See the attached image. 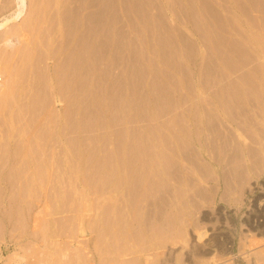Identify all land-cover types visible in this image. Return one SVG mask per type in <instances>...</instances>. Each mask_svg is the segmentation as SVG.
Here are the masks:
<instances>
[{
	"label": "rangeland",
	"instance_id": "374dc122",
	"mask_svg": "<svg viewBox=\"0 0 264 264\" xmlns=\"http://www.w3.org/2000/svg\"><path fill=\"white\" fill-rule=\"evenodd\" d=\"M61 1L62 0H26L27 8L24 16L20 20L10 23L0 31V264H97V262L99 263L98 259L101 260L102 258H104V261L101 260L100 262L103 261V264H108L107 261L108 258H110L109 254L110 256L112 254L110 259L111 261L113 260L115 264L116 260H114V253H112L113 250H111V248L116 251L115 253H119L120 250L117 251L119 247L122 248V251H120L122 252V255L117 253V258L118 255H120L119 257L123 258L121 261L124 262V258L129 259L128 257H130V263H134L133 260H136V264H143L145 263L144 261H147L146 258H143L145 257L143 255H147V259L149 260H155L154 262L152 261L150 263L148 260L146 264H264V225H262L264 222V134H261V132L264 133V92L260 89L257 91L256 88V92H259L258 96L257 93H255V87L254 89L251 88V91L249 90L250 92L248 94L251 92L254 94V96L252 95L254 99L251 97L253 102L256 100V97H258L261 100L260 101L257 98L259 103H262H253L251 102L252 100H250L251 98L249 99L250 101L248 100L249 103H253V106L254 104H256L258 107L260 106L259 108L256 106L257 111L258 109L260 111V113L258 112L260 115L256 114L255 116V106L253 109L251 107L252 111L247 110L248 112L244 110V108H241L248 103L246 100L248 99V89H243L244 92L246 90L245 95L247 98L243 96L244 93H242V87L237 86L239 90L237 89L236 92L233 90L234 86L232 84H234L235 81L236 84L234 85H239L237 84L236 79V75L239 73L237 71L238 69L235 67V72L231 68L234 73L229 74V77H231L230 80L233 79L235 80L234 82H232L233 80H228L229 78L227 79L228 76L225 74V72H219L218 70L226 68V62L231 64L235 61L236 64H232L238 66L239 61L237 62L235 57L238 58L239 55L236 53L238 56L235 54L234 57L232 55L233 53L231 54V52H233L234 49L236 50V48L234 47L231 49L233 51L228 49L231 46H234L233 44H235L233 37L236 41H239L237 36L238 33L236 35L234 32L239 28L238 22L240 19L243 20L245 26H248L249 29L254 31L253 35L257 36L258 40H260V43L264 45V35L262 34V32L264 33V25H261L263 30H259L260 25L258 23L260 22V19L258 20L257 18L258 15L262 16L264 14V0H241V3H239L241 6L244 5L243 8L245 7V9H247L246 11H249V14L246 13L245 15H252L253 19L252 16L249 18L250 16L246 17L241 14L238 9L239 4H236L238 2L233 0H91L92 3L94 2V5L90 2V0H82V2L81 0H63V2H65H62V5ZM12 3V0H0V18L10 12L11 8L13 7ZM74 3L75 5H73ZM260 5L263 11L259 10L260 8H258V6L260 7ZM253 7L255 8L252 9ZM256 9L259 11L258 14L256 13ZM106 10L107 12H105ZM75 12L77 13V16ZM249 19L253 20L254 28L249 26V24L252 23V20L249 21ZM95 21L97 23H95ZM225 21L226 23H224ZM261 22H263V20H261ZM105 23H107L106 27ZM226 24L228 27H225ZM232 24H234V26L237 28L236 29L234 27V29H236L235 31H232ZM100 25H102V27ZM230 25L232 26L229 27ZM103 27H105V30H103ZM18 29H22L20 30L22 32H18ZM225 29L226 34L224 37L223 30ZM249 29L245 30L249 31ZM227 30H229V33ZM221 31L223 32L222 35H220ZM17 33H21L22 35H18ZM227 35L232 37L231 42L233 41V44L229 42L230 45L232 44L231 46H229V44H224L228 39ZM5 36L9 37L8 39H11V41H7ZM221 36H223V38ZM4 38L8 43L4 40ZM225 38L226 41H224ZM218 39H221L224 41V43L221 45ZM246 39L247 37L245 40ZM238 41L236 44L238 43L239 45L240 43ZM223 44L229 47H227V50L228 55L230 53V56L232 59H234H230L232 62L229 60L230 56H228L224 51H221L223 50ZM221 47L222 49H220ZM90 48H92L91 55L88 54V50ZM2 53L9 54L6 55V57L8 58L9 56L11 59L3 57L5 54L1 55ZM221 53L223 54V57L228 56V60L225 62L226 64L223 62L225 65L224 67L222 66V63L217 60L218 58L220 59L222 57ZM19 54L23 56V60L17 59ZM81 55L83 56V59ZM21 56L19 58H21ZM241 56L246 57L245 55ZM72 58H74V61ZM209 58H211V61L214 60V62H209L210 64L214 63L215 65H213L216 67V64H218L220 67H217V69L215 67L216 71L214 70V72H217L215 73L217 75L216 77H218L217 79L222 78L219 75L221 74L224 78H222L223 81H226L223 82V85L225 86L224 83H227L228 81L232 82V84L227 83L226 87L228 88L229 86V90L235 92L230 93V91L226 88L221 90L220 88L222 85L220 86L221 83L219 82L221 80H217L216 82L218 83H215L214 89L216 88L219 93H215L221 96L223 95L221 92L224 90L227 93H223L227 94L229 99H231L230 94H234V99L238 97L237 99H239V102L235 99V102L233 103H236L237 101L238 104H236L241 106L238 107H240V110H243V118L246 119V121L249 117L251 119L254 118L252 119L254 121L257 119V115L259 116L257 121L255 120L253 122L250 118L249 120L254 124L256 123L260 130L258 129L257 131L258 127L254 130V125L252 126L249 124L251 127H253V129L250 130L251 127L247 124L249 121H245V123L242 118L243 124H241L242 121H240L241 118L239 116L243 115L241 114L243 112L237 109V106L236 108L233 107L237 111L239 110L240 113L239 111L235 112V109L231 110L233 113L235 112L234 116L236 115L235 118L231 119L234 120L238 117V119H240L239 121L241 122L240 123L238 119H236L238 124L242 127H245L246 125L248 127L247 130H250L248 132L253 134L250 136V134L248 135L246 132L247 130L245 128H241V130L243 129V134H247V136L244 137L243 134L240 133L241 130L235 127L236 121H233L235 124L232 123L233 125H228L230 129L226 130L227 133L224 130L226 134L225 136L228 137L229 141H227L226 137H224L225 140L223 137H220L223 131H221L220 135L219 131L216 132L219 135V138H221L219 139V143L223 139L219 147H222L223 149L225 143V146L227 145L225 149H223V151L222 149L219 150V147H216V145L213 148L214 152L216 151V154L217 150H219V160H222L220 163L223 165V163H226L227 160L230 159L228 153L233 149H231V146L234 147L236 145L240 150H238L239 157L244 164V167L241 168H244L246 171V173H243L245 171H241L243 173V177L248 178L249 176L247 181H245L246 178L244 179L241 177L240 180L239 177L237 180H235L236 171L233 173L232 170L235 169L234 165H238L235 164L238 158L236 156L233 157L236 159L234 161L235 163L233 162V158H231V161L234 165L232 162L230 163L229 160L226 163H230L228 170L227 167L226 169L224 167V170H227L225 175L227 176L228 174V177H230L229 179L228 177L225 178V175L222 176L220 172L223 169L221 170L220 166L217 167L212 161H209L206 156L203 158L202 164L197 163L198 169H203L200 171L197 169L196 171V166H192L195 164V159L191 156V154L189 155L191 149H185L187 152L190 151L189 153L185 152L184 150V152L188 154V157H186L185 154L186 159H191L193 160L191 162H194V164L190 162V165V163L185 161V157V160L180 158L183 149L179 150L178 147L180 146L177 147V145L180 144H178V142L175 143L178 140L176 139L175 141V137L172 138V134H170L174 131L176 136L178 134L179 139L182 138L184 143L187 141V143H189L188 145H190L188 147L192 148L190 136L189 138L185 136V134L189 133L188 123L191 93L190 90L192 88L191 84L194 77L199 78L201 76L202 72L206 68V63L210 61ZM207 59L208 61H206ZM89 62L93 71L92 82L94 83V89L90 93L91 95L84 93L82 89L74 90V85L76 84L75 81H78V79L81 81V78L78 75L75 77V72L83 71L86 67L85 65H88ZM103 62L107 66L106 77H104L102 74V68L104 67ZM256 62L258 63L259 61H255V64ZM203 64L206 65L204 66ZM213 65L211 66V70H207L208 73L214 69ZM209 66L210 65H208L207 68ZM230 66L227 68L229 69ZM227 68L226 70H228ZM228 71L230 72L231 70ZM259 71L261 72V69L258 70V72L256 71L258 75L260 74ZM204 72L203 74H205ZM232 74H235V76ZM207 75L209 76V74ZM206 76H203V78ZM216 77L214 78L216 79ZM204 84L206 85V80ZM201 85L199 84V86ZM231 85L233 87H231ZM204 86L202 88H206L207 85L205 87ZM189 87H191L190 90ZM78 94L79 96H77ZM216 94L212 96L208 93L203 94V96L206 99L208 97L209 100H207L209 102L210 100L214 99V103H216L215 100H217V97L219 98V96H215ZM255 94L257 96H255ZM224 96L225 95H223V98ZM240 96L243 98L242 101ZM244 97L246 99H244ZM221 100L222 99H219L218 103L222 105ZM205 104L207 105V108H211L213 105L211 103L209 104L207 101ZM223 105L222 106L225 107L228 104L223 103ZM185 109L188 110V112L185 111ZM228 109L229 108L227 106V109L225 110L226 113L228 112ZM246 112L250 113L249 117L247 114L248 118L246 117ZM183 113L185 114V117L183 116ZM180 114L183 118L178 117V115L181 116ZM229 115L233 117V114L229 113ZM173 118H177L179 120L176 119L175 121ZM172 119L174 122H188L185 125L181 124L180 122L181 129L186 127L185 129H187L186 131L188 132H185V134L184 132H181L182 130H179V125H176L177 127H175L176 123L174 124ZM164 120L166 121L164 122ZM258 120L261 121L260 123L262 125L258 124ZM159 121L162 123L164 122L163 124L168 122V124L165 125H168L169 128L172 127L173 131H169V133L168 130H165L167 126L163 125L166 127H164V129L162 123ZM169 121L171 123H169ZM173 127L175 129H173ZM156 128L157 130L160 128L161 133L163 131L168 135L169 139L171 140H166L167 142L164 140V142L168 144V142L173 141V144H171L173 148L175 147V150L172 148L171 144L170 146L168 145L169 147L166 149H164L165 147L163 148L164 143L161 138L164 139L167 138V136H165L166 134L162 133L164 137H161L160 133L161 138H159V133L156 132ZM261 129L263 131H261ZM160 130H158V132H160ZM229 131L233 132L234 137L231 135V132V134H229ZM256 132H259V137L262 135L263 138L258 139L259 137ZM210 134L208 133V135ZM213 134L214 132L211 134L212 137H210V135L209 138H212L214 141ZM239 134H241V136ZM155 135L157 139L161 140L156 141ZM248 136L250 139L247 138ZM232 137L236 138L237 144L233 142L235 139H231ZM182 139L181 141H183ZM251 139L255 140L251 141ZM257 139L262 145L259 143H254V141L256 142ZM244 140L247 141L245 142ZM157 142H160L159 145L161 147L159 146V149H161L162 153H160L163 157L165 156L163 155V152L165 154L166 152L168 153L167 156H165L167 158L171 151V155L169 156L170 158L168 157L169 161L167 159L169 162L168 164H170V159L173 160L171 161V165L173 162H177L176 165L178 164L179 166L180 162H183L185 167L181 164V167H177L175 164L174 165L177 167H175L176 171H179L181 168L185 169H182L184 173L179 171L180 174H178L179 172L175 173L176 171L173 170V172L175 171L173 174L175 178L172 176L171 170L170 175L169 173L164 174V171L166 170L165 168L161 167H165L168 164L166 165L161 162L163 164L162 165L160 163V161H167L165 157L163 160V158H160L161 155L158 156L156 154L159 152L157 151ZM210 142L212 144L214 143L212 141ZM226 142H228L229 145L228 143L226 144ZM232 142L235 145L231 144ZM248 143L251 145V147L253 146L252 148L249 146L251 151L255 150V148L257 149L259 157L256 152L251 154L257 158H253L252 155H248L249 152H251L248 150L245 154ZM186 146L187 145L184 147ZM237 148L235 147V149ZM167 149L171 150L168 151ZM234 151L233 153L235 154L230 152V154L232 153L233 156L238 153L236 150ZM173 152H177L176 154H178V158L175 157L176 155L173 154ZM220 154H224L222 159ZM247 155L253 163L254 161H258V159H262V162L259 161L261 164L256 162L252 164V166L250 165L251 167H254L253 169H255V174L251 171L253 169H251L249 166L250 162L247 158ZM156 156H158L160 161L158 158H156ZM251 157L253 159H251ZM224 158L227 159L226 162ZM155 161L158 164V168H156L157 165H155ZM242 163L238 166H243ZM257 166L260 167V169L258 168L259 170L255 168ZM170 168L174 169V166H170ZM169 169L167 170L168 172ZM155 170L159 175H156ZM158 170H160V173ZM202 170L205 171L204 175L202 174L204 171L201 172ZM218 170L219 173H217ZM224 170L223 174L225 172ZM229 170H231L230 172H232V174L229 173ZM185 171H187L188 174ZM237 171H240V169ZM207 172L208 175L210 174V177L207 175ZM241 172H238V174ZM176 174L177 176H181V184L176 183L178 182V180H175L177 178ZM184 174L188 176L185 177ZM245 174L246 176H244ZM166 175L168 176L167 178L169 180L166 179ZM205 175L212 180H209L208 178H206L207 180H204L205 178L203 177H205ZM158 176L162 177L164 181L168 180V183L166 182L167 185L163 186L165 182L162 183V179ZM169 176H171V178ZM190 176L194 178H192L193 183L191 182L192 180ZM220 176L224 177L225 179H221ZM214 177L218 178L217 193L214 198L211 196L209 197L211 201L209 200L208 202L206 201L204 203L202 198L205 197L207 199L211 191L210 189L215 185L213 182L216 181L213 180ZM186 178L188 180L190 179L192 185L197 183V186L195 185L196 187H194L196 189H192V192L194 191L193 194L196 193V195H198V193H201V191L204 193L203 189L206 190L205 194L202 193L196 196L198 198L199 196L204 195V197H199L200 199H195L196 197L193 195L195 202L192 200L193 197H191V200L194 204H197L196 202L199 200L202 201V204H200L199 201L201 206L197 204L200 211H198L197 208H193L196 207V205L192 206L193 204L190 198H185L186 195L184 194L183 190L185 186L183 185V182ZM172 179L175 180L173 182V187L172 185L169 187L168 185L172 183ZM177 179L180 181L179 177ZM187 179L186 182H188ZM227 180L231 182V187H234L232 190L231 188L229 189V185H225L230 183ZM238 180L239 185L237 182ZM241 180L245 182L243 183ZM189 184V182L188 184L186 183V185ZM223 184L227 189L225 186H223ZM158 185H162L160 187L166 186L170 188L167 189L165 187V190H170L173 192H170L169 194L172 195V198L171 196L168 197V195H166L167 199L165 200L164 194L167 191H164V189L161 190ZM192 185L190 187H192ZM208 185L212 186L210 187ZM174 186L177 187V191L175 190L176 187ZM237 186L240 187L237 188ZM178 188H180L181 192H179ZM197 188H199V191ZM222 188L225 192L229 190L227 194L222 193L224 192ZM239 188L241 189L240 193L237 191V189L240 190ZM190 189L191 188H189V190ZM159 190H161L162 193L158 192ZM187 190L186 194L187 197H189V190ZM158 193H160V196ZM181 193L182 197L179 195ZM220 193L223 194V197L226 195L224 197L226 200H221L222 195H220ZM236 193L241 196L239 197L236 195L239 198L237 199L236 197L235 200L234 195ZM162 194V197L164 198L161 197ZM176 196H179L178 202L180 204L176 201ZM159 197L160 199H157ZM161 199H164V201ZM170 200L173 202H170ZM181 200H184V203L180 202ZM186 200H190L191 202L189 201L188 203ZM162 201L163 203L168 201L167 205L169 204V207L172 209L169 210V207H163L166 202L162 206ZM160 202L162 204H160ZM174 202L176 205L178 204L180 208L178 206L175 208L176 205ZM189 204H191V208L195 210L193 211L195 212V218L192 216L193 214ZM157 207H160L162 212H164L163 209H165V212L168 210L166 213L168 215L172 214L170 215L171 217L173 216L172 221L170 216H168L169 218L164 215L163 217L158 216V212L157 219L160 217L159 220L160 223L162 222L161 225L164 226L165 223L163 222V218L166 217L167 219L165 218V220H169L171 227L168 228V225L167 230H174L173 232L175 234V231L179 228V231L177 232H181L180 234L182 236L177 235L178 233L174 235L173 232H168L159 224V221H156L155 214L158 211ZM161 207H163V209ZM183 208L189 212V217H186L188 214L186 210L184 212ZM256 208H260V211L256 213V219L254 217L256 220L255 223L260 225V228L258 227V229L255 227H250L245 222L247 214L253 212ZM175 209H181L182 211L180 212H183V216L181 213L180 215L183 217L182 219H184V221L180 219L181 222H179L182 223V225L177 222L180 221L179 219L176 220L180 217H177L178 213L176 212L178 210L176 211ZM214 209L216 212L213 211ZM169 211L172 213L170 212L169 214ZM149 218H152L149 220V222L148 220H145ZM185 218L188 219L185 221ZM192 218L196 220L195 224H192ZM220 219L223 222L219 221ZM154 220L159 224V226L165 229L167 233L165 234V232L161 231V234L162 232L164 233V236L160 237L163 238V241H165V238L167 240L168 237H170V239H172L171 241L173 242V240L176 239V236H181L180 238L182 241H178V237L176 241L179 243L175 241V244L171 243L169 239L164 242L165 244L163 242L161 244V241L158 242L157 240H154L156 242L154 244L152 237V240H149L150 235L153 236L156 232L154 228L157 230ZM143 221L145 223L148 222L147 226V223L144 224V226L147 227L145 230L150 231V228L153 227L152 230L154 229V234H152V232H150V234L148 231V233L146 232L147 235L145 234L142 225V223H144ZM151 221L152 227L150 225ZM182 221L185 223L188 221L189 225L186 227L185 224L183 225ZM76 222H79L80 225ZM128 222H130V227H128ZM172 222L174 223V226L172 225L173 227L171 226ZM134 223L137 225L139 223V228L133 227ZM154 223L155 225L153 226ZM121 224H124L122 226L124 229L120 226ZM167 224L168 222L165 224V226ZM178 224L183 227H180ZM196 224L200 227H203L204 225V227L202 230L201 228L198 229L199 226L197 227ZM252 225H254V223H252ZM161 227H158V229ZM205 227H208L209 229ZM187 228L193 231H188ZM97 230L102 232V235L96 232ZM186 230L188 231V234L186 233ZM196 231L198 234L195 233ZM206 231L209 233L207 234ZM148 234L149 238H147ZM189 234H192V237ZM220 234H222L224 237H221ZM171 235H174L175 239H173V236ZM204 235L207 237V239ZM158 236L161 235L159 234ZM158 236L154 235L153 237L154 239H159ZM213 236H220L219 239L221 240L226 236L231 239V243L227 244L228 247L229 245L231 246V255L223 251L224 246L208 247L205 245V242L210 241ZM250 237H254L253 240H250L251 243L247 242L248 238ZM122 240H124V243H128V251H126V245L124 246L125 248H123L124 244H122ZM136 241L138 244H135ZM168 241L172 245H167L166 242L169 244ZM253 241H255L256 244L252 245ZM82 242L85 244V246H82L81 248H84L83 252L87 253H81L82 250H80L81 255L79 256V250L77 251V246L79 244L80 247ZM109 242H111L112 247H110ZM146 242H150V244L147 246L145 245L147 244ZM157 242L161 245L157 244ZM189 242H191V244ZM120 243L121 246H119ZM139 243H143L141 245L143 246L142 251H139ZM249 243L251 245H248ZM105 244H107L106 247L108 246V257H106V255L102 257L105 253H108H104V249L106 248ZM136 245L139 246L137 247ZM163 245L165 247L164 249ZM92 246L95 247V252L93 250L94 247ZM132 246L136 250H134ZM145 246L147 248H151V246L154 247L151 249L149 248V251L147 248H145ZM159 246L162 250L159 248ZM215 249H218L217 252ZM97 250L99 253L98 255ZM153 250L158 252L161 251V253L159 252L160 255L158 252H154V255H152L151 253ZM239 250H241L240 254ZM218 251L220 252L218 253ZM131 253L136 256L132 259V262ZM155 254H158L159 256L155 257ZM196 254L198 256H196ZM82 255H84V257ZM86 255L91 256L90 258L87 256L88 261L86 260ZM99 255H102L100 256L101 259ZM154 257L155 259H153ZM170 257H172V260ZM197 259L202 261H198ZM217 259H220L221 262ZM117 260L120 261V258ZM113 261L110 262V264L113 263ZM189 261L191 263H189ZM127 263H129V261H126V263L123 264Z\"/></svg>",
	"mask_w": 264,
	"mask_h": 264
},
{
	"label": "bare ground",
	"instance_id": "6f19581e",
	"mask_svg": "<svg viewBox=\"0 0 264 264\" xmlns=\"http://www.w3.org/2000/svg\"><path fill=\"white\" fill-rule=\"evenodd\" d=\"M1 1H2V0H1ZM12 1H13V3H12V4H13V7L11 8L10 12H9V13L7 12L8 14L3 15V16L0 18V31H1L2 29H4L6 26H8L10 23H13V22H16V21L20 20V19L24 16V14H25V12H26V8H27V4H26L27 2H26V0H12ZM70 1H71V0H70ZM72 1H73V0H72ZM88 1H89V0H88ZM93 1H94V0H93ZM98 1H99V0H98ZM107 1H108V0H107ZM233 1L238 2V3H236L237 5H238L239 3H241V0H240V2H239V0H237V1H236V0H233ZM250 1H251V0H250ZM252 1H253V0H252ZM254 1H255V0H254ZM62 2H63V0L61 1V5H62ZM64 2H65V1H64ZM64 2H63V3H64ZM74 2H76V1H74ZM79 2H80V1H79ZM81 2H82V0H81ZM90 2H91V0H90ZM95 2H96V1H95ZM235 2H234V3H235ZM248 2H249V1H248ZM260 2H261V1H260ZM91 3H92V2H91ZM93 3H94V2H93ZM93 3H92V4H93ZM226 3H227V2H226ZM78 4H79V3H78ZM78 4H77V5H78ZM88 4H89V3H88ZM92 4H91V7H92ZM101 4H102V3H101ZM254 4H255V3H254ZM1 5H2V4H1ZM73 5H75V3H74ZM93 5H94V4H93ZM79 6H80V5H79ZM82 6H83V5H82ZM95 6H96V5H95ZM107 6H108V5H107ZM243 6H244V5L241 6V5L239 4V8H238V9H239V11H240L241 14H243L244 16L247 17L248 15H245V14H246V13L249 14V11H246L247 9H245V7L243 8ZM255 6H256V5H255ZM263 6H264V5H263ZM1 7H2V6H1ZM71 7H72V6H71ZM71 7H70V8H71ZM73 7H74V6H73ZM86 7H87V6H86ZM86 7H85V8H86ZM93 7H94V6H93ZM224 7H225V6H224ZM227 7H229V6H227ZM77 8H78V7H77ZM79 8H80V7H79ZM87 8H88V7H87ZM105 8H106V6H105ZM107 8H108V7H107ZM254 8H255V7H253L252 9H254ZM258 8H260V9H259L260 11L262 10V9H261V5H260V7L258 6ZM4 9H5V8H4ZM81 9H82V7H81ZM243 9H245V10H243ZM74 10H75V9H74ZM228 10H229V9H228ZM257 10H258V9H256V13L258 14L259 11H257ZM263 10H264V9H263ZM263 10H262V11H263ZM1 11H2V10H1ZM79 11H80V10H79ZM81 11H82V10H81ZM243 11H246V12H243ZM253 11H254V10H253ZM70 12H71V11H70ZM85 12H86V11H85ZM105 12H107V10H106ZM228 12H229V11H228ZM263 12H264V11H263ZM60 13H61V12H60ZM71 13H72V12H71ZM73 13H74V12H73ZM75 13H76V12H75ZM88 13H89V10H88ZM229 13H230V12H229ZM229 13H228V14H229ZM90 14H91V13H90ZM94 14H95V12H94ZM230 14H231V13H230ZM241 14H240V15H241ZM251 14H252V13H251ZM74 15H75V14H74ZM105 15H106V14H105ZM235 15H236V14H235ZM261 15H262V14H261ZM263 15H264V14H263ZM263 15H262V16H259V15L257 16L258 20L260 19V22H259V23L256 22V23H258V24L260 25L259 30L262 29V28H263L262 26L264 25V18H263ZM61 16H62V15H61ZM76 16H77V13H76ZM76 16H75V17H76ZM83 16H85V15H83ZM93 16H94V15H93ZM101 16H102V15H101ZM249 16H250V15H249ZM249 16H248V17H249ZM251 16H252V15H251ZM251 16H250L249 18H251ZM78 17H79V16H78ZM78 17H77V19H78ZM103 17H104V16H103ZM236 17H237V15H236ZM91 18H92V17H91ZM95 18H96V17H95ZM225 18H226V17H225ZM234 18H235V17H234ZM238 18H240V17H238ZM254 18H255V16H254ZM60 19H61V18H60ZM82 19H84V18H82ZM235 19H236V18H235ZM235 19H233V20H235ZM247 19H248V18H247ZM252 19H253V16H252ZM252 19H249V21H251ZM93 20H94V18H93ZM97 20H98V18H97ZM261 20H263V22H261ZM100 21H101V20H100ZM100 21H99V22H100ZM76 22H77V21H76ZM91 22H92V21H91ZM101 22H102V21H101ZM105 22H106V20H105ZM208 22H209V21H208ZM233 22H234V21H233ZM88 23H90V22H88ZM95 23H97V22L95 21ZM224 23H226V21H225ZM261 23H262V24H261ZM71 24H72V23H71ZM93 24H94V23H93ZM235 24H236V23H235ZM251 24H252V25H251ZM251 24H249V26L254 28V26H253V24H254L253 20H252V23H251ZM106 25H107V23H105V27H106ZM232 25H233V26H232ZM232 25H230L229 27L232 26V27H231V28H233L232 31H235L237 28H236V26H234V24H232ZM261 25H262V26H261ZM72 26H74V25H72ZM77 26H78V25H77ZM79 26H80V25H79ZM93 26H95V25H93ZM100 26L102 27V25H100ZM238 26H239V28H238L239 31H238V29H237V30L234 32V34L237 35V33H238L237 36H238L239 41H238V40H237V41L240 43L239 45H238V43L236 44L237 41L235 40L234 37H233V41H235V42H234L235 44H233V41L231 42L232 37H231V36H230V37L228 36V35H231V34H232L231 32H230L231 34H228V35H227V36H228V39H227L228 42L226 41V38L224 39V41H226L227 43H226V42L224 43V41L221 40V39L223 38V36H221L222 38H221L220 40L218 39V40L220 41L221 45H222V43L227 44V45L229 44V46H231L232 44L234 45V46H231L232 48H231V47L229 48L227 45L225 46V45L223 44L225 47L223 46V50H221V51H224V52L227 53V55H228V50L233 51V50H231V49H233V48L235 47L237 51L234 49V51H236V52L233 51V52H231V54L233 53V54H232L233 56H234L236 53L239 55V56H238V55L236 54V56H238V58L234 56V57L236 58V61H237V62L239 61V62H238V66H235V64H236L235 61L232 62V61L230 60V59H232V57L230 56V53H229V55H228V56H230L229 60H230V62L235 63V64H232V63L229 64L228 62H226V60H228V59H227L228 56H227V57H226V56L223 57V54H222V53H224V52L221 53V54H222L221 56L223 57V59H222V57H221L220 59H219V58H218V59L216 58V59H217L218 61H220V63H222V66H223V67L225 66V65L223 64V62H224V63H225V62L227 63V66H225L226 68H227L228 66H230V65H231V66L234 65L233 67L230 66L229 69L227 68L228 70H231L230 72H229L228 70H226V68H222V70H221V69H218L219 72H220V71H221V72H222V71L225 72V74H226L228 77H227L226 75H225V76L227 77V79L229 78L228 80H230V78H231V77H229V74H230V73H234V71L236 72V69H238L237 71H238L239 73H237V75H236V79H237V84H239V85H236V86H235L234 84H236V81L233 80V79H231L230 81H232V80H233L232 82L235 81L234 84H232V82H229V81H228L227 83H230V84H232V85L234 86V87H233V86L231 85V87L234 88L233 90H234L235 92H236L237 89H238L237 86L242 87V93H244L243 96L246 97V95H245L246 90L248 89V90H247V94H248V93L251 91V88L254 89V87H255V89H254V90H255V93H257V92H256V88H257V91H258V89H260L261 91L264 92V45L260 43V40H258L257 36L253 35V34H254V31H253L252 29H249L248 26H245V25H244L242 19H240V21L238 22ZM257 26H258V25H257ZM257 26H256V27H257ZM105 27H103V30H105ZM225 27H228V25L226 24ZM234 27H235L236 29H234ZM76 28H77V27H76ZM231 28H230V29H231ZM73 29H74V28H73ZM77 29H78V28H77ZM223 29H224V28H223ZM245 29H246V30L249 29V31H246ZM20 30H22V29H20ZM20 30L18 29V32H19ZM90 30H91V28H90ZM262 30H263V29H262ZM262 30H261V32H262ZM75 31H76V30H75ZM81 31H82V30H81ZM263 31H264V30H263ZM20 32H22V31H20ZM223 32H224V34H223ZM223 32L221 31V34H220V35L223 34L224 37H225L226 29L223 30ZM227 32L229 33V30H227ZM15 33H16V31H15ZM15 33H13V34H15ZM91 33H92V32H91ZM103 33H104V32H103ZM10 34H12V33H10ZM10 34H9V35H10ZM17 34H18V33H17ZM19 34H21V33H19ZM19 34H18V35H19ZM92 34H93V33H92ZM262 34L264 35L263 32H262ZM18 35H17V37H18ZM21 35H22V34H21ZM57 35H58V34H57ZM72 35H73V34H72ZM85 35H86V34H85ZM88 35H90V34H88ZM232 35H233V34H232ZM256 35H257V34H256ZM14 36H15V35H14ZM90 36H92V35H90ZM245 36L247 37L246 40H245V38H246ZM5 37L7 38V41H9V40L11 41V39H8L9 37H7V36H5ZM17 37H16V38H17ZM76 37H77V36H76ZM84 37H85V36H84ZM84 37H83V38H84ZM93 37H94V36H93ZM260 37H261V36H260ZM263 37H264V36H263ZM10 38H11V37H10ZM78 38H79V37H78ZM87 38H88V37H87ZM218 38H220V37H218ZM230 38H231V39H230ZM229 39H230V40H229ZM260 39H261V38H260ZM262 39H263V38H262ZM4 40L6 41L5 38H4ZM7 41H6V42H7ZM78 41H79V40H78ZM96 41H97V40H96ZM96 41H94V42H96ZM105 41H106V40H105ZM86 42H87V41H86ZM98 42H99V41H98ZM229 42L232 43V44L230 45ZM4 43H5V42H4ZM7 43H8V42H7ZM106 43H107V42H106ZM9 44H10V43H9ZM9 44H8V45H9ZM81 44H82V43H81ZM94 45H95V44H94ZM96 45H97V44H96ZM102 45H103V44H102ZM237 45H238V47H237ZM86 46H87V44H86ZM227 47L229 48L228 50H227ZM242 47H243V48H242ZM104 48H105V47H104ZM78 49H79V48H78ZM83 49H84V48H83ZM100 49H103V48H100ZM220 49H222V47H221ZM224 49H225V50H224ZM73 50H75V49H73ZM226 50H227V52H226ZM221 51H220V52H221ZM230 51H229V52H230ZM76 52H77V51H76ZM104 52H105V51H104ZM51 53H52V52H51ZM70 53H71V52H70ZM80 53H82V52H80ZM91 53H92V48H90V49L88 50V54L91 55ZM244 53H245V54H244ZM4 54H5V53H4ZM4 54L2 53L1 55H4ZM17 54H18V53H17ZM72 54H73V53H72ZM72 54H71V55H72ZM85 54H86V53H85ZM6 55H9V54L6 53L5 56H3V57H6ZM50 55H51V54H50ZM83 55H84V54H83ZM241 55H245L246 57L241 56ZM20 56H21V55L19 54V57H20ZM73 56H74V55H73ZM81 56H82V55H81ZM106 56H107V55H106ZM240 56H241V57H240ZM10 57H11V56H10ZM16 57H17V55H16ZM19 57H17V59H19V60H20V59L23 60V59H22L23 56H21V58H19ZM75 57H76V56H75ZM102 57H103V56H102ZM6 58H7V57H6ZM8 58H9V56H8ZM8 58H7V59H8ZM239 58H240V59H239ZM9 59H11V58H9ZM15 59H16V58H15ZM73 59H74V58H72V60H73ZM79 59H80V58H79ZM79 59H78V60H79ZM82 59H83V56H82ZM94 59H95V58H94ZM210 59H211V58H209V60H210ZM221 59H222V61H221ZM102 60H103V59H102ZM232 60H234V59H232ZM73 61H74V60H73ZM84 61H85V60H84ZM206 61H208V59H207ZM206 61H205V62H206ZM212 61L214 62V60H212ZM212 61H211V60L208 61V63H206L207 65H206V64H203L204 66L206 65V66H205L206 68H205V70H204V71H206V72L203 71L205 74H203V72H202V74H203V76H206L207 74H209V76L207 75L205 78H203V76H202V74H201L200 77H202V78H200V77H199V78H198V77H194V78H193V81H192V84H191V87H192V88L189 87V90H190V88H191V90H190V91H191V93H190V106H189V123L187 122V123H188L189 133L185 134V132H188V131H186L187 129H185L186 127L184 128V127L182 126L183 129H181V126H180V122H181V124H183V125L187 124V123H185V122H186L185 120H184L185 122H183V121H179V122H178V121H177L178 124H177V122H174V120L176 121V119H177L178 117L183 118L181 114H180L181 116L178 115V117H177L176 119H174V118H173L174 120L172 119V120H173V123H174V124L176 123V124H175V127H177V126L179 125V127H180L179 130H180V131L182 130L181 132H184L185 136H187L188 138H189V136H190V140H191V146H192V148L188 147V146H190V145H188L189 143H187L186 140H185L186 142L184 143V140H183L182 138L179 139L178 134H177V136L175 135V133H174V131L172 130V127H171V126H170L171 128H169L168 125H165V124H168V122L165 123V124H163L166 120H164L163 123L161 122V121H163V120L159 121V122L162 123V126H163V125L167 126L168 129H167L165 126H163V128H164V127L166 128V129L164 128L165 130H168V132H169V131H170V132L173 131V133H170V132H169L170 134H172L171 137H172V138L175 137V138H174L175 141H176V139L178 140V141H176L175 143L178 142V144H180V145H177V144H176L177 147L180 146V147H178L179 150H182V149H183L182 152H181L182 154L179 153V154H181V155H180V156H181L180 158H183V160H185L186 157H188V154H187V153L190 152V151L187 152L185 149H191V152L189 153V155L191 154V156L195 159V160H194V161H195V164H194V162H193V163L191 162V161H193V160L188 159V158H187L185 161H186L187 163H190V162H191L192 164H194V165H192V166H193V167L196 166V171H197V169H198V164H202V162H203V158H204L205 156L207 157V159H208L209 161H212L213 164H215L217 167L220 166V167H221V168H220L221 170H222V169L224 170V167H225V169H226V167H227V170H228V167H230L229 164L232 162V161H231V160H232L231 158H233V157H235V156L238 157V158H240V157H239V151H240V150H239V149L237 148V146L233 143V142H235V143L237 144V142H236V141H237L236 138H233V137H234V136H233V132L229 131V134L232 133L231 135L233 136L231 139H233V140L235 139V140L231 143V144H234L235 146H234V145H233L234 147L231 146V149L233 148V149L236 150L238 153H236V155L233 156L232 153H233L234 150H233V149L230 150V152H232L231 154H230V152L228 153L230 157L227 155V156L230 158V159H229V160H230V163H229V164H226L229 160H227V159L224 158L225 162H226V160H227V162H226V163H223V165H224V164H226V165H225V166L221 165L220 162H221L222 160H221V161L219 160V155H218V154H219V150L222 149V147H219V146H220L221 141L224 139V137H226V138H227V141H229L228 137L225 136L226 134H225L224 130H225V131H226V130H229L230 128H229L228 125H233L232 123L235 124V122H233V121H236V124H235L236 126H235V127L238 128L239 130H241V128H243V129L245 128V129L247 130V128H248L246 125H245V127H242L241 125L238 124V122H237V120H236V119H238V117H237L236 119H234V120L231 119V118H235V116H236V115L234 116V113L237 111V110L235 109L236 106H237V107L240 106V105H237V104H238L237 101L239 100V99H237L238 97L236 96L237 98H235V99L237 100V101H236L237 104H236V103H233V102H235V99H234L235 96H234V94H233V95L230 94V95H231V97H230L231 99H229L228 95L225 94V93H227V92H225L224 90L221 92L223 95H225L224 98H223V95L219 96V95H217V94L215 93V92H218L216 88L214 89V85H215V83H218V82H216L217 80H221V81H222V82L219 81V82L221 83L220 86L222 85V87L220 88L221 90H222L223 88H224V89L226 88V89L229 90V86H228L229 84L227 85L228 88L226 87V84H227V83H224L225 86L223 85V82H226V81H223L224 78H223V76H222L221 74H219V75H220L223 79H222V78H221V79H217L218 77H216L217 75L215 74V73H217V72H214L216 66H214V65H215L214 63H213L214 65L209 63V62H212ZM255 61H259V62H258V63L256 62V64H255ZM91 62H92V60H91ZM93 62H94V61H93ZM205 62H204V63H205ZM103 63H104V62H103ZM226 63H225V64H226ZM80 64H81V63H80ZM83 65H84V64H83ZM208 65H210L208 68H210L212 65L214 66V67H213L214 69H213L212 71H210L211 74H210V72L208 73L207 70H211L212 67H211L210 69H208V68H207ZM216 65H217V67H219L218 64H216ZM74 66H75V65H74ZM85 66H86V67L84 68L83 71L75 72V77H77V75H78V76L81 78V81H79V79H78V81H75L76 84L74 85V90H76V89H77V90H78V89H79V90L82 89L84 93H88V95H91L90 93H91V92L93 91V89H94V85H93L94 83L92 82V80H93V78H92V72H93V71H92V69H91L92 67H91L90 62L88 63V65H85ZM78 67H79V66H78ZM217 67H216V69H217ZM235 67H236V69L234 70ZM237 67H238V68H237ZM258 67H259V69H258ZM72 68H73V67H72ZM72 68H71V69H72ZM219 68H220V67H219ZM231 68H232L234 71H233ZM102 69H103L102 74H103L104 77H106V74H107V66H106L105 63H104V67H103ZM223 69H224V70H223ZM260 69H261V72L259 71L260 74L258 75L257 72H258V70H260ZM74 71H75V70H74ZM215 71H216V70H215ZM226 71H227V73H226ZM256 71H257V72H256ZM94 72H95V71H94ZM213 72H214V73H213ZM228 72H229V73H228ZM200 73H201V72H200ZM213 74H214V77H216V79L213 77ZM223 74H224V73H223ZM100 75H101V74H100ZM196 75H197V73H196ZM232 75L235 76V74H232ZM11 76H12V75H11ZM220 76H219V77H220ZM69 77H70V76H69ZM30 79H31V78H30ZM33 79H34V78H33ZM74 79H75V78H74ZM54 80H55V79H54ZM105 80H106V78H105ZM205 80H206V85H207V86L204 84ZM29 81H30V80H29ZM33 82H34V81H33ZM104 82H105V81H104ZM106 82H107V81H106ZM10 83H11V81H10ZM28 83H29V82H28ZM35 83H36V82H35ZM100 83H101V82H100ZM190 83H191V81H190ZM198 83H199L200 85H201V84H203V85L199 86ZM30 84H31V83H30ZM95 84H96V83H95ZM102 84H103V83H102ZM35 85H36V84H35ZM100 85H101V84H100ZM204 85L206 86V88H202ZM12 86H13V84H12ZM205 86H204V87H205ZM223 86H224V87H223ZM10 87H11V86H10ZM10 87H9V88H10ZM36 87H37V86H36ZM69 87H70V86H69ZM215 87H217V86H215ZM249 87H250V88H249ZM235 88H236V89H235ZM72 89H73V88H72ZM230 89H231V88H230ZM243 89H246L245 92L243 91ZM9 90H10V89H9ZM228 90H226V91H228ZM238 90H239V89H238ZM249 90H250V91H249ZM254 90H253V92H254ZM4 91H5V90H4ZM31 91H32V90H31ZM31 91H30V92H31ZM190 91H189V92H190ZM229 91H230V90H229ZM234 91H230V93H232V92L235 93ZM6 92H7V91H6ZM6 92H5V93H6ZM189 92H188V93H189ZM207 92H208L210 95H212V96H213L214 94H216V95H215L216 97L219 96V98L217 97V100H215L216 103H214V99L210 100V102H209V101H208V100H209L208 97H207V99H208V100H207V99L203 96V94H208ZM223 92H225V93H223ZM10 93H11V92H10ZM74 93H76V92H74ZM218 93H219V92H218ZM228 93H229V92H228ZM251 93H252V92H251ZM251 93L248 94V95H251V96H248V95H247L248 99H246L247 97H246V98L244 97V99H246L247 102H248V100L252 97V95L254 96V94H253V93L251 94ZM258 93H259V92H258ZM258 93H257V95L259 96ZM71 94H72V93H71ZM79 94H80V92H79ZM79 94H78L77 96H79ZM73 95H74V94H73ZM230 95H229V96H230ZM235 95H236V94H235ZM239 95H241V94H239ZM239 95H238V96H239ZM257 95L255 94V96H257ZM4 96H5V94H4ZM82 96H83V95H82ZM82 96H81V97H82ZM215 96H214V97H215ZM226 96H227L228 98H227ZM2 97H3V95H2ZM75 97H76V96H75ZM86 97H87V96H86ZM92 97H93V96H92ZM92 97H91V98H92ZM240 97H241V96H240ZM6 98H7V97H6ZM73 98H74V96H73ZM83 98H84V97H83ZM252 98H253V97H252ZM252 98H251L250 100H252ZM257 98H258V97H256V100L259 99V98H258V99H257ZM1 99H2V98H1ZM81 99H82V98H81ZM219 99H222V100L224 101V102H223V101L221 100L222 105H223V103H227L228 105H226L225 107H223L224 105L222 106L220 103H218V102H219ZM240 99H241V101L243 100L242 97H241ZM253 99H254V98H253ZM83 100H84V99H83ZM88 100H89V99H88ZM88 100H87V101H88ZM250 100H249V101H250ZM256 100H254V102H253V100H252L251 102H253V103H259V100H260V99H259L258 101H256ZM81 101H82V100H81ZM206 101H207L209 104L211 103V104H213V105L215 104V105H214V106L212 105L211 108H207V105L205 104ZM255 101H256V102H255ZM260 101H261V100H260ZM36 102H37V101H36ZM238 102H239V101H238ZM29 103H30V102H29ZM37 103H38V102H37ZM80 103H81V102H80ZM82 103H83V102H82ZM84 103H85V102H84ZM87 103H88V102H87ZM244 103H245V102H244ZM253 103H249V102H248L246 105H244V107H241V106H240V107H241V108H244V110H246V111H247V110H251V111H252V109H253L254 106H255V112H254V113H255V116H256V114H259L260 111H259V109H258V111H257V107H258V106H257L256 104H254V106H253V105H252ZM260 103H261V102H260ZM260 103H259V104H260ZM50 104H51V102H50ZM75 104H76V103H75ZM219 104H220V105H219ZM229 104H230V106H229ZM231 104H232V106H231ZM240 104H241V103H240ZM259 104H258V105H259ZM261 104H262V103H261ZM73 105H74V104H73ZM80 105H81V104H80ZM251 105H252V106H251ZM89 106H90V105H89ZM227 106H228V108L230 109V110L228 109L227 111H228L230 114H233V117H232L231 115H229L228 112L226 113L225 110L227 109ZM256 106H257V107H256ZM233 107H235V108H233ZM240 107H238L237 109H239ZM251 107H252V109H251ZM259 107H260V106H259ZM259 107H258V108H259ZM225 108H226V109H225ZM186 109H188V108H186ZM186 109H185V111L188 112V110H186ZM234 109H235V112L233 113V111H231V110H234ZM239 110H240V109H239ZM239 110H238V111H239ZM180 111H181V110H180ZM230 111H231V112H230ZM238 111H237V112H238ZM240 111L243 112V110H240ZM240 111H239V113H240ZM256 111H257V113H256ZM211 112H212V113H211ZM247 112H248V111H247ZM247 112H246V117H247V114H248V117H249V116H250V113H247ZM258 112H259V113H258ZM181 113H182V112H181ZM262 113H263V111H262ZM236 114H238V113H236ZM241 114H243V115L239 116V117L241 118V120L238 119V121H239V120L242 121V118L244 117V112L241 113ZM184 115H185V114L183 113V116H184ZM253 115H254V114H253ZM259 115H260V114H259ZM230 116H231V117H230ZM184 117H185V116H184ZM248 117H247V118H248ZM263 117H264V116H263ZM249 118H250V117H249ZM249 118L247 119V121L250 122ZM258 118H259V116L257 115V119H258ZM210 119H211V120H210ZM250 119H251V118H250ZM252 119H254V118H252ZM252 119H251V120H252ZM257 119H255V120L257 121ZM172 120H170V121H172ZM177 120H179V119H177ZM180 120H181V119H180ZM255 120H254V121H255ZM170 121H169V123H171ZM240 121H239V122H240ZM243 121L245 122L246 119L243 118ZM243 121H242V123H241V122H240V123L243 124ZM247 121H246V122H247ZM252 121H253V120H252ZM252 121H251V122H252ZM254 121H253V122H254ZM246 122H245V123H246ZM249 122H248L247 124H248V125L251 124L252 126L254 125V126H253V127H254V130H255L257 127H258V128H257V131H258V129L260 130L259 126L256 125V123L254 124L253 122H252V123H251V122L249 123ZM258 122H259L258 124H261V123H260L261 121L258 120ZM169 125H170V124H169ZM171 125H172V124H171ZM176 125H177V126H176ZM251 125H249V126L251 127ZM255 125H256V126H255ZM261 125H262V124H261ZM159 126H160V124H159ZM172 126H173V125H172ZM250 127H249V128H250ZM253 127H251L250 130H252ZM169 129H171V130H169ZM173 129H175V128L173 127ZM238 129H237V130H238ZM243 129L240 131L241 134H243ZM158 130H160V128H159ZM158 130H157V128H156V132L159 133V136L157 135L159 138H161V137L163 136V134H166V133L163 132V131H162V133H163V134H162V133H161V130H160V132H158ZM183 130H184V131H183ZM250 130H247L246 132L248 133V135L250 134V136H251L253 133H252V134L249 133L248 131H250ZM175 131H176V130H175ZM177 131H178V130H177ZM218 131H219V135H220L221 131H223V133H221V136H220V137H223V139L220 141V143H219V139H221V138H219V135L216 133V132H218ZM261 131H263V130L261 129ZM212 132H214V134H213V139H214V141L212 140V138H209V136L212 134ZM230 132H231V133H230ZM244 132H245V130H244ZM259 132H260V131H259ZM259 132H258V133H259ZM160 133H161V137H160ZM208 133H209V134L211 133V134L208 135ZM226 133H227V131H226ZM254 133H255V132H254ZM256 133H257V132H256ZM258 133H257V134H258ZM170 134H169V135H170ZM173 134H174V135H173ZM184 134H183V135H184ZM189 134H190V135H189ZM222 134H223L224 136H223ZM241 134H239V135L241 136ZM261 134H264V133L261 132ZM165 136H167V138H164V139L161 138V139L163 140V143H164V144H163V145H164L163 148L165 147L164 149H166L167 147H169L171 143L173 144V141H172V142L170 141V142H168V144H167L166 142L169 141V140H171V139H169V137H168L167 134H166ZM243 136L246 137L247 134L244 133ZM259 136H260V134H258V137H259ZM163 137H164V136H163ZM210 137H212V135H211ZM208 138H209V141H208ZM247 138L250 139L249 136H248ZM252 138H253V136H252ZM260 138L262 139L263 136L261 135V137H259L258 139H260ZM161 139H157V138H156V135H155V140H156V141H157V140H161ZM181 139H182L183 141H181ZM258 139H257L258 142H257V141H256V142L254 141V143H259L260 145H262V144L259 142ZM164 140H165V141L167 140V141L164 142ZM179 140H180L181 142H180ZM224 140H225V139H224ZM253 140H255V139H251V141H253ZM210 141L214 142L215 144H214V143L212 144ZM244 141L246 142L247 140H244ZM249 141H250V140H249ZM251 141H250V142H251ZM179 142H180V143H179ZM223 142H225V141H223ZM245 142H244V143H245ZM157 143H158L157 148L159 149V146H160L159 144H160V142H157ZM186 143H187V144H186ZM227 143H228V142H226V144H227ZM263 143H264V138H263ZM166 144H167V145H166ZM172 144H171V146H172ZM181 144H182V145H181ZM183 144H184V146L187 145L186 147H188V148L184 147ZM161 145H162V144H161ZM168 145H169V146H168ZM212 145H214V146H212ZM215 145H216V147H219V148H218L219 150H217V154L215 153L216 151L214 152V150H213V148L215 147ZM228 145H229V143H228ZM226 146H227V145H226ZM226 146H225V143H224V148H223V149H225ZM249 146L251 147V145H249V143H248V145L246 146L247 149L245 150V154H246L247 150H248V151H251V148L253 147V146H252L251 148H249ZM160 147H161V146H160ZM182 147H184V148H182ZM235 147H236L237 149H235ZM255 147H256V146H255ZM255 147H254V148H255ZM163 148H162V149H163ZM172 148H173V146H172ZM172 148H171V149H172ZM178 148H177V149H178ZM248 148H249L250 150H249ZM254 148H253V149H254ZM158 149H157V151H159L158 153H160V152H161V149H159V150H158ZM171 149H170V150H171ZM173 149L175 150V147H174ZM223 149H222V151H223ZM253 149H252V150H253ZM261 149H262V146H261ZM167 150L170 151L169 149H167ZM174 150H172V151H174ZM179 150H178V151H179ZM184 150H185V152H187V153H185ZM226 150H227V149H226ZM238 150H239V151H238ZM255 150H256V151H255ZM255 150L249 152L248 155L251 156V155L253 154V152H256V153H257V149H256V148H255ZM163 151H164V150H163ZM212 151H213V152H212ZM227 151H228V150H227ZM165 152H166V151H165ZM220 152H221V151H220ZM234 152H235V151H234ZM258 152H259V150H258ZM262 152H263V151H262ZM17 153H18V152H17ZM158 153H156V154L159 156V155H161L162 152H161L160 154H158ZM176 153H177V152H176ZM176 153L173 152V154L176 155L175 157H177V155H178V154H176ZM183 153H184V154H183ZM222 153H224V152H222ZM251 153H252V154H251ZM167 154H168L167 152H166V154L163 152V155L167 156ZM185 154H186V157H185ZM224 154H225V153H224ZM224 154H223V155H224ZM233 154H235V153H233ZM25 155H26V154H25ZM170 155H171V151H170ZM170 155H168V157H169ZM220 155H221V154H220ZM223 155H221V159L223 158ZM231 155H232V156H231ZM237 155H238V156H237ZM248 155H247V158L249 159ZM255 155H256V154H255ZM257 155H258V153H257ZM11 156H13V155H11ZM21 156H22V155H21ZM158 156H156V158H158ZM165 156H164V157H165ZM173 156H174V155H173ZM227 156H226V157H227ZM240 156H241V155H240ZM260 156H261V154H260ZM164 157H163L162 155L160 156V158H163V160H164ZM168 157H167V158L165 157L166 161H167ZM184 157H185V159H184ZM228 157H227V158H228ZM252 157H253V158H257L256 156H253V155H252ZM252 157H251V159H253ZM258 157H259V155H258ZM14 158H15V157H14ZM16 158H17V157H16ZM19 158H20V157H19ZM23 158H24V157H23ZM169 158H170V157H169ZM177 158H178V157H177ZM238 158H237L238 162H237V160L234 159V158H233V162L236 160V163H235V162H234V163H235V164H238V165H239V164L241 165L242 160H241V158H240V159H238ZM155 160H156V159H155ZM158 160H159V158H158ZM161 160H162V159H161ZM188 160H189V162H188ZM208 160H207V161H208ZM239 160H241V161H239ZM254 160H257V159H254ZM261 160H262V159H261ZM261 160L258 159V161H254V163L259 162V161H261ZM159 161H160V160H159ZM168 161H169V159H168ZM168 161H167V162H165V161H160V163L162 162L163 164H166V165H167V164L169 163ZM171 161H173V160L170 159V164H168V165H170L171 167L174 166V169H173V168L171 169L170 166H168V165H167L168 168H167V166H165V165H164L165 167H161V168H165L166 171H164V174L169 173V175H170V170H171V171H172L171 174H172V176L174 177L173 174H174V172L176 171L175 167H176V166L179 167L180 164L183 165V162H182V163L180 162L179 166H178V164L176 165L177 162H176V163L173 162V164H172L173 166H172V165H171V163H172ZM174 161H175V159H174ZM155 162H156V161H155ZM164 162H165V163H164ZM186 162H185V163H186ZM233 162H232V164H233ZM239 162H241V163H239ZM249 162H250V163H249V166H250V165L252 166V164H254L253 162H251L250 159H249ZM261 162H262V161H261ZM261 162H259V163L261 164ZM29 163H30V162H29ZM162 163H161V164H162ZM191 163H190V165H191ZM197 163H198V164H197ZM25 164H26V163H25ZM161 164H160V165H161ZM163 164H162V165H163ZM174 164H175L176 166H175ZM232 164H231V165H232ZM257 164H258V163H257ZM155 165H157L156 168H158V164H157V162L155 163ZM190 165H189V166H190ZM203 165H204V164H203ZM233 165H234V164H233ZM238 165H234L235 167L232 166V167L235 168V169L232 168V169H234V170H232L233 173H234V171H236V172H235V174H236V177H235V178H236V179L234 178L235 180H237L238 177H239V180H240L241 178H244V177H243V173H246L245 169H244V168H241V167H244V164L242 163L243 166H238ZM183 166H184V165H183ZM204 166H205V165H204ZM251 166H250V168L253 169L254 167H251ZM254 166H256V165H254ZM23 167H24V166H23ZM26 167H27V166H26ZM177 167H176V168H177ZM180 167H181V166H180ZM184 167H185V166H184ZM205 167H206V166H205ZM236 167H238V168H236ZM166 168H167V169H166ZM169 168H170V169H169ZM199 168H200V166H199ZM255 168H257V169L259 168V169H260L259 166L255 167ZM24 169H25V168H24ZM168 169H169V172L167 171ZM179 169H180V168H179ZM179 169H178V170H179ZM182 169H183V168H181L179 171H180V172H183V170H185V169H183V170H182ZM186 169L188 170L187 167H186ZM201 169H203V168H201ZM201 169H200V170H201ZM206 169H207V168H206ZM229 169H230V168H229ZM238 169H240V171H237ZM243 169H244V170H243ZM259 169H258V170H259ZM29 170H30V169H29ZM163 170H164V169H163ZM173 170H175V171L173 172ZM181 170H182V171H181ZM198 170H199V169H198ZM200 170H199V171H200ZM223 170L220 172V173L222 174V176H224L225 173H227V170H224L225 172H224V174H223ZM254 170H255V169H253V170H251V171L254 172V174H255V171H254ZM155 171H156V170H155ZM158 171H159V173H160V170H158ZM179 171H176L175 173H178ZM203 171H204V170H202L201 172H203ZM230 171H231V170H229V173L232 174V172H230ZM241 171H242V172L245 171V172L242 173ZM161 172H162V171H161ZM180 172H179L178 174H180ZM185 172H187V171H185ZM238 172H241V173L238 174ZM162 173H163V172H162ZM183 173H184V172H183ZM183 173H182V174H183ZM191 173H192V172H191ZM197 173L200 174L199 172H197ZM204 173H205V171H204L202 174L204 175ZM217 173H219V170H218ZM259 173H260V172H259ZM25 174H26V172H25ZM157 174H158V172L156 171V175H157ZM187 174H188V172H187ZM198 174H197V175H198ZM231 174H230V175H231ZM237 174H238V175H237ZM27 175H28V174H27ZM158 175H159V174H158ZM184 175H185V177L188 176V175H186V174H184ZM203 175H202V176H203ZM207 175H208V172H207ZM209 175H210V174H209ZM209 175H208V176H209ZM239 175H240V176H239ZM241 175H242V176H241ZM256 175H257V174H256ZM23 176H24V175H23ZM160 176H161V175H160ZM160 176H158V177H160ZM211 176H212V175H211ZM228 176H229L228 174H227V176L225 175V178L228 177ZM244 176H246V174H245ZM167 177H168V176L166 175V179H168ZM169 177L171 178V176H169ZM173 177H172V178H173ZM176 177H177V178H178V177L180 178V181H179V179H177V178L175 179V180H178V182H176V183H180V184H181V176H180V175L177 176V174H176ZM185 177H184V178H185ZM190 177H191V180H192L191 182L193 183V179H194V178H193L192 176H190ZM209 177H210V176H209ZM220 177H221V176H220ZM240 177H241V178H240ZM24 178H25V176H24ZM26 178H27V177H26ZM160 178L162 179V177H160ZM160 178H158V179H160ZM174 178H175V177H174ZM192 178H193V179H192ZM200 178H201V177H200ZM203 178H205L204 180H207L206 178H208V177H206V175H205V177H203ZM222 178H223V180L225 179L224 177H221V179H222ZM229 178H230V177H228V179H229ZM245 178H246V179H245ZM245 178H244L245 181H247V179L249 178V176H248V178H247V177H245ZM182 179H183V177H182ZM186 179H187V178H186ZM186 179H185V181L183 180V181H184V182H183L184 184H183V183H182V184L185 186L186 190H187V189L189 190V188H191V189H190L191 191L189 190L188 194H190V196L187 197V194H186L187 192H186L185 188L183 187V188H184V189H183V190H184V194L186 195L185 198H187V199L190 198V200H191V199H192L191 197H193V195H195V197H196V196H198L199 194H202V193H203V192L201 191V190H202V187H201V190H200L201 193H198V195H196V193L193 194L194 191L192 192V189H193V190L196 189V188H194V187L197 186V183L195 184L196 186H195L194 184L192 185L191 182H190V179H189V180L187 179L188 182L192 185V187H190V186H191L190 184H189V185H186V183L188 184V182H186ZM208 179H209V178H208ZM234 179H233V180H234ZM23 180H24V179H23ZM168 180H169V179H168ZM168 180H167V181H166V180L164 181V179H162V181H163L162 183L165 182V183L163 184V186H164V185H167L166 182L168 183ZM175 180L172 179V183L169 184L168 186L170 187V186L172 185V187H173V182H174ZM202 180H203V179H202ZM209 180H212V179L210 178ZM213 180H216V181H213V182L215 183V185H214L211 189H210V187H211L212 185H211V186L208 185V186H210L209 189L211 190V191H210V194L208 195V198H207L208 200L204 197V195H203V196H202V195L199 196L200 198H201V197H204V198H205V200H204V198H202V199H203L202 201H204V203H205L206 201L208 202V201L210 200V198H209L210 196H211L212 198H214L215 195H216V193H217V183H218V178H215V177H214ZM239 180L237 181V182H238V185H239ZM160 181H161V180H160ZM195 181H196V179H195ZM227 181L230 182L229 180H227ZM241 181H243V180H241ZM245 181H243V183H244ZM158 182H159V181H158ZM169 182H170V181H169ZM185 182H186V183H185ZM221 182H222V180H221ZM224 182H225V181H224ZM237 182H236V183H237ZM24 183H25V182H24ZM24 183H23V185H24ZM160 183H161V182H160ZM160 183H158V184H160ZM162 183H161V184H162ZM199 183H200V182H199ZM225 183H226V182H225ZM225 183H224V184H225ZM180 184H179V185H180ZM200 184H201V183H200ZM224 184H223V186H225V185H229L230 187H229V186H228V187H229V189L231 188V190L234 188V187H233V188L231 187V186H232V185H231V182H230V183H227V184H225V185H224ZM183 185H182V186H183ZM158 186H159V188H161V190L164 189V191H167V190H165L166 188H167V189H170V188H168V187H166V186H165L166 188H165V187H160V186H162V185H158ZM201 186H202V185H201ZM205 186H206V185H205ZM223 186H222V187H223ZM172 187H171V188H172ZM174 187H176V186H174ZM187 187H188V188H187ZM198 187H199V185H198ZM203 187H204V186H203ZM238 187H240V186H237V188H238ZM159 188H158V189H159ZM204 188H205V187H204ZM225 188H226V186H225ZM23 189H24V188H23ZM26 189H27V188H26ZM178 189H179V192H181V191H180V188H178ZM197 189H198V191H199V188H197ZM226 189H227V188H226ZM239 189H240V188H239ZM161 190H159L158 192H161ZM171 190H172V189H171ZM175 190L177 191V187L175 188ZM188 190H187V191H188ZM203 190H204V193H203V194H205V191H206V190H205V189H203ZM222 190H223V188H222ZM222 190H221V191H222ZM195 191L198 192L197 190H195ZM223 191H224V190H223ZM226 191H227V190H226ZM228 191H229V190H228ZM228 191H227V192H228ZM237 191H239L238 193H240V192H241V189H240V190L237 189ZM170 192H171L170 190L167 191L165 194H164V192H163L165 198L162 197L163 194L161 195V197L164 198L165 200L167 199V198H166V195H168V197L171 196V198H172V195H169ZM179 192H178V193H179ZM227 192L224 191V192H222V193H223V194H227ZM161 193H162V192H161ZM171 193H173V192H171ZM178 193H177V194H178ZM222 193H220V195H222V196H221L222 198H221V197H220V198H221V200L223 201V199H225L224 197H225L226 195L223 197V194H222ZM158 194H159V196H160V193H158ZM177 194H176V195H177ZM191 194H192V195H191ZM206 194H207V193H206ZM179 195H180V197H182V193L179 194ZM233 195H234V194H233ZM236 195L239 196V197L241 196V195H239V194L236 193V194L234 195V196H235V200H236V197H237ZM173 196H174V195H173ZM206 196H207V195H206ZM234 196H233V197H234ZM157 197H158V196H157ZM176 197H177V196H176ZM199 197H198V198L196 197L195 199H200ZM227 197H228V196H227ZM239 197H237V199H238ZM178 198H179V196L176 198V199H177V200H176L177 202H178ZM157 199H160V197L157 198ZM164 199H161V200L164 201ZM195 199H194V197H193L192 200H194V202H195ZM161 200H159V201H161ZM171 200H172V199H171ZM171 200H170V202H173V201H171ZM179 200H180V199H179ZM190 200H189V201H190ZM192 200H191V201H192ZM217 200H218V199H217ZM225 200H226V199H225ZM225 200H224V201H225ZM256 200H257V199H256ZM262 200H263V199H262ZM156 201H157V200H156ZM159 201H158V202H159ZM163 201H162V203H163ZM186 201L189 203L188 200H186ZM191 201H190V202H191ZM199 201H200V200H199ZM199 201H197L196 203H197L199 206H201L200 204H202V203H201L202 201H200V204H199ZM210 201H211V200H210ZM165 202H166L165 205H167V202H168V201H165ZM165 202H164V203H165ZM180 202L184 203V200H181ZM162 203L160 202V204H162ZM164 203L162 204V206L164 205ZM178 203H179V202H178ZM261 203H262V202H261ZM157 204H158V203H157ZM174 204L176 205L175 202H174ZM179 204H180V203H179ZM192 204H193L192 206L196 205V207H193V208H197V210L200 211L199 208H198V205H197V204H194L193 201H192ZM208 204H209V203H208ZM259 204H260V203H259ZM165 205H164L163 207H165V208H166V207H169V204H168L167 206H165ZM175 205H174V207H175ZM184 205H185V204H184ZM190 205H191V204H189V207L191 208ZM253 205H254V204H253ZM157 206H158V205H157ZM177 206L179 207V205L177 204L175 208H177ZM155 207H156V204H155ZM163 207H161V208L163 209ZM182 207H183V206H182ZM257 207H258V206H257ZM262 207H263V206H262ZM179 208H180V207H179ZM185 208H187V207H185ZM185 208H183V209H184V212H185V210H186ZM193 208H191V210H192L191 212H192V214H193L192 216L194 217L195 212H193V211H195V210H193ZM200 208H201V207H200ZM157 209H158V211L156 210L157 213H156V211H155V213H156V214H155V217H156L155 219H156V221H159V224L161 225L162 222L160 223V220H159L160 217H161V216L163 217V215L168 217V216H170V215H172V214H170L171 211H169V214H170V215H168V214L166 213V212H168V210L165 212V209H163V211L165 212V214H164V212H162V211L160 210V207H157ZM168 209L170 210V209H172V208L169 207ZM181 209H182V208H181ZM181 209H177L179 212L175 209V210L177 211L176 213H178V215H180V213H181V214L183 213V212H180V211H182ZM218 209H219V208H218ZM259 209H260V208H259ZM259 209L256 208L253 212L247 214L246 219H245V220H246L245 222H246L247 225H249L250 227H253V228L255 227V228L258 229V227L260 226L259 224H256V223H255V222H256V220H255V219H256V213L260 211ZM262 209H263V208H262ZM175 210H174V211H175ZM201 210H202V209H201ZM216 210H217V209H216ZM263 210H264V209H263ZM160 211H161L162 213H161ZM205 211H206V210H205ZM213 211H215V209H214ZM158 212H159V214H158ZM186 212H187V210H186ZM203 212H204V211H203ZM207 212H208V211H207ZM215 212H216V211H215ZM171 213H172V212H171ZM176 213H174V214L177 215ZM188 213H189V212H187V214H188ZM200 213H201V212H200ZM212 213H213V212H212ZM247 213H248V212H247ZM260 213H261V212H260ZM157 214H158V216H160L158 219H157ZM160 214H161V215H160ZM166 214H167V215H166ZM196 214H197V213H196ZM210 214H211V213H210ZM178 215H177V217H180V218H177L176 220H178V219L180 220V219L183 218V217H182L183 214H182V216H181V215L178 216ZM201 215H203V214H201ZM217 215H218V213H217ZM259 215H260V214H259ZM204 216H206V215H204ZM204 216H203V217H204ZM214 216H215V215H214ZM214 216H213V218H214ZM257 216H258V215H257ZM262 216H263V215H262ZM170 217H171V216H170ZM172 217H173V216H172ZM172 217H171L170 219L173 221V218H172ZM186 217H189V214H188V216H186ZM195 217H196V216H195ZM195 217H194V218H195ZM199 217H200V216H199ZM206 217H207V216H206ZM217 217H218V216H217ZM219 217H221V216H219ZM254 217H255V219H254ZM165 218H166V217H165ZM165 218H163V222H164L165 224L168 222V224L165 226V224L163 223L165 227H164L163 225H161V226L167 230V226H168V225H169L168 228H171V227H170V222H169V220L166 221ZM168 218H169V217H168ZM194 218H192V224H195V223H196V220H195ZM204 218H205V217H204ZM210 218H211V217H210ZM222 218H223V216H222ZM258 218H259V217H258ZM151 219H152V218H151ZM151 219L149 218V219H145V220H148V222H149V220H151ZM161 219H162V218H161ZM166 219H167V218H166ZM187 219H188V218H185V221H186ZM193 219H194V220H193ZM199 219H200V218H199ZM206 219H207V218H206ZM223 219H224V218H223ZM145 220H144V221H145ZM171 220H170V221H171ZM182 220L184 221V219H182ZM201 220H202V219H201ZM210 220H212V219H210ZM259 220H260V219H259ZM263 220H264V219H263ZM144 221H143V222H144ZM154 221H155V220H154ZM156 221H155V223H156V226H155V227H157V230H156V228H154L155 231H156L155 234L153 233V230H154V229L152 230V228H153V227H152V221L150 222L151 224L149 223V224L151 225L152 228H150V231H148V230H147V231H148L149 233L152 232V234L157 235V236L160 234L161 236H158L160 240H159V239H154V237H153L154 235H153V236L150 235V238H149V234H148V237H147V238H149V240H150L151 237H152L154 244L156 243V242H155L156 240H157L158 242L161 241V244H162V242L164 243L165 241L169 240L170 237H168V239L166 240V238H165L166 235H165V237H164V238H165V239H164L165 241H163V238H160V237H163V236H164V233H163V232H165V234H167V233H166L165 229H163L161 226H159V224H158ZM183 221H182V222H183ZM193 221H194V223H193ZM219 221H222V220L220 219ZM261 221H262V219H261ZM138 222H139V221H138ZM148 222H146L147 224H146L145 222L142 223L143 228H144L143 230H144L145 234H146V232H147V231L145 230V228H147L146 226L148 225ZM177 222L179 223V222H181V220H180V221H177ZM202 222H203V221H202ZM216 222H218V221H216ZM222 222H223V221H222ZM76 223L79 224V222H76ZM136 223H137V222H136ZM155 223L153 224V226L155 225ZM209 223H210V222H209ZM252 223H254V225H252ZM260 223H261V222H260ZM144 224H146V226H144ZM157 224H158V225H157ZM173 224H174V223L172 222L171 226H172ZM179 224L182 225V223H179ZM179 224H178V225H179ZM184 224H185L186 227L189 225V224H188V221H187L186 223L183 222V225H184ZM186 224H187V225H186ZM192 224H191V225H192ZM222 224H223V223H222ZM79 225H80V224H79ZM98 225H99V224H98ZM123 225H124V224H121L120 226L122 227ZM128 225H129L128 227H130V222H128ZM134 225H137V224L134 223ZM134 225H133V227H138V226H139V223H138L137 226H134ZM180 225H179V226H180ZM196 225H197V224H196ZM196 225H194V226H196ZM202 225H203V224H202ZM223 225H224V224H223ZM262 225H264V222L262 223ZM25 226H26V225H25ZM120 226H119V227H120ZM173 226H174V225H173ZM173 226H172V227H173ZM176 226H177V225H176ZM198 226H199V225H197V227H198ZM99 227H100V226H99ZM158 227H161L163 230H162L161 228L158 229ZM180 227H183V226H180ZM192 227H193V226H192ZM203 227H204V225H203ZM203 227H200V226H199L198 229L201 228V230H202ZM208 227H209V226H208ZM208 227H205V228L209 229ZM263 227H264V226H263ZM263 227H262V228H263ZM122 228H123V227H122ZM138 228H139V227H138ZM177 228H178V227H177ZM193 228H194V227H193ZM195 228H196V227H195ZM230 228H232V227H230ZM259 228H260V227H259ZM123 229H124V228H123ZM123 229H121V230H123ZM172 229H173V228H172ZM174 229H175V227H174ZM178 229H179V228H178ZM178 229H177V230L175 229V230H176L175 232L178 233L177 235H181V234H180L181 232H177V231H179ZM183 229H184V228H183ZM187 229H188V228H187ZM211 229H212V228H211ZM247 229H248V228H247ZM100 230H101V229H100ZM151 230H152V231H151ZM158 230L160 231V233H159ZM180 230H181V229H180ZM189 230H190V229H188V231H189ZM196 230H197V228H196ZM230 230H231V229H230ZM249 230H251V229H249ZM123 231H124V230H123ZM161 231H163L162 234H161ZM167 231L171 233V232H173L174 230L171 231V229H170V230L168 229ZM186 231H187V230H186ZM188 231L186 232L187 234H188ZM190 231H193V230H190ZM197 231H198V230H197ZM197 231H196L195 233H197ZM207 231H208V230H207ZM207 231H206V233H207ZM96 232H98L99 234L102 235V232H99L98 230H97ZM148 232H147V233H148ZM157 233H159V234H157ZM176 233H175V234H176ZM189 233H190V232H189ZM208 233H209V232H208ZM208 233H207V234H208ZM226 233H228V232H226ZM262 233H263V232H262ZM150 234H151V233H150ZM168 234H169V233H168ZM173 234H174V232H173ZM175 234H174V235H175ZM192 234H193V233H192ZM192 234H191V235H192ZM197 234H198V233H197ZM210 234H211V233H210ZM254 234H255V233H254ZM263 234H264V233H263ZM146 235H147V234H146ZM146 235H145V236H146ZM174 235H171V236H173V237H172L173 239H175ZM189 235H190V234H189ZM191 235H190V236H191ZM213 235H215V234H213ZM218 235H219V234H218ZM220 235H221V237L223 236L222 234H220ZM168 236H170V235H168ZM181 236H182V235H181ZM181 236H176V239L179 237V240H178V241H180V240H181V238H180ZM204 236H205V235H204ZM208 236H209V235H208ZM191 237H192V236H191ZM193 237H194V235H193ZM205 237H206V236H205ZM223 237H224V236H223ZM155 238H156V237H155ZM189 238H190V237H189ZM209 238H210V237H209ZM219 238H220V236H219V237H218V236H213V237L210 239L211 242H210V241H207V242H205V245L208 246V247H221V246H224V247H223V248H224L223 251H224L225 253H229V254H230V252H231V250H230L231 246L229 245V247H228L227 244H228V243H231V239H229L227 236H226L225 238H223L222 240L219 239ZM250 238H251V239H250ZM250 238H248L247 242H250V240H253V239H254V237H250ZM122 239H123V238H122ZM152 239H151V240H152ZM161 239H162V240H161ZM176 239L173 240V242L171 241L172 239H170L171 243H174V241L177 242V243H179L178 241H176ZM186 239H187V235H186ZM186 239H185V240H186ZM203 239H205V238H203ZM206 239H207V237H206ZM228 239H229V240H228ZM151 240H150V241H151ZM154 240H155V241H154ZM102 241H103V240H102ZM102 241H101V242H102ZM181 241H182V240H181ZM192 241L194 242L193 239H192ZM203 241H204V240H203ZM205 241H206V240H205ZM238 241H239V240H238ZM255 241H256V239H255ZM255 241L252 242V245H253V244H256ZM83 242H84V241H83ZM83 242H82V245H80V247H79V244H78V246H77V251L79 250V251H78L79 256L81 255V253H87V252H83V249H84V248H83V249L81 248L82 246H85V244H84ZM120 242H121V241H120ZM122 242H123V243H122ZM122 242H121V243L124 244V245H123V248H125L124 246H125V245L127 246L128 243H127V244L124 243V240H122ZM125 242H126V241H125ZM158 242H157V244L161 245V244L158 243ZM168 242H169V241H168ZM200 242H201V241H200ZM223 242H224V243H223ZM239 242H240V241H239ZM254 242H255V243H254ZM106 243H107V242H106ZM109 243H110V247H112V246H111V242H109ZM121 243H120L119 246H121ZM146 243H147V244H145V245H147V246H148V244H150V242H149V243L146 242ZM171 243L169 242V244H168V243L166 242L167 245H170ZM189 243L191 244V242H189ZM189 243H188V244H189ZM250 243H251V242H250ZM250 243H249L248 245H251ZM83 244H84V245H83ZM91 244H94V243H91ZM135 244H138L137 241L135 242ZM142 244H143V243H141V244L139 243L140 246H141ZM164 244H165V243H164ZM174 244H175V243H174ZM185 244H186V243H185ZM192 244H193V243H192ZM225 244H226V245H225ZM243 244H244V243H243ZM106 245H107V244H105V247H106ZM139 245H136V246L138 247ZM171 245H172V244H171ZM200 245H201V244H200ZM239 245H240V243H239ZM244 245H245V244H244ZM244 245H243V246H244ZM101 246H102V245H101ZM140 246H139V251H142V250H143V249H142L143 246H141V248H140ZM157 246H158V245H157ZM178 246H179V245H178ZM201 246H202V245H201ZM71 247H72V246H71ZM92 247H94V246H92ZM153 247H154V246H151V248H153ZM168 247H169V246H168ZM194 247H195V245H194ZM240 247H241V245H240ZM72 248H73V247H72ZM101 248H102V247H101ZM101 248H100V249H101ZM119 248H120V249H119ZM119 248H118L117 251H119V250L122 251V250H121L122 248H121V247H119ZM126 248H127L126 251H128V250H129V249H128V246H127ZM132 248H133V246H132ZM145 248H147V247L145 246ZM149 248H150V247H148L147 249L149 250ZM151 248H150V249H151ZM159 248H160V246H159ZM159 248H158V249H159ZM164 248H165V247H164V245H163V249H164ZM174 248H175V247H174ZM188 248H189V246H188ZM198 248H199V247H198ZM202 248H203V247H202ZM202 248H201V249H202ZM107 249H108V246L104 249V253H105V252H108V253H105L103 256H102V255H99V257H100V256L104 257L105 255H106V257H108L107 254H109V251H108ZM133 249H134V248H133ZM133 249H132V250H133ZM140 249H141V250H140ZM147 249H146V250H147ZM158 249H157V250H158ZM160 249H161V248H160ZM166 249H167V248H166ZM171 249H172V248H171ZM177 249H178V248H177ZM196 249H197V248H196ZM201 249H200V250H201ZM80 250H82L81 253H80ZM93 250H94V252H95V250H96L95 247H94ZM105 250H106V251H105ZM111 250L114 251V249H112V248H111ZM132 250H130V251H132ZM134 250H136V249H134ZM161 250H162V249H161ZM204 250H205V248H204ZM208 250H209V249H208ZM215 250H216V249H215ZM217 250H218V249H217ZM217 250H216V252H217ZM241 250H242V248H241ZM241 250H239V254H240ZM85 251H87V250H85ZM113 251H112V253H114L115 255L118 253V252L115 253L116 251H114V252H113ZM120 251H119V253L122 255V252H120ZM149 251H150V250H149ZM149 251H148V252H149ZM163 251H164V250H163ZM187 251H188V250H187ZM100 252H101V251H100ZM124 252H125V249H124ZM135 252H136V251H135ZM154 252L156 253V252H158V251H154V250H153V252H152L151 254L154 255ZM159 252L161 253V251H159ZM159 252H158V254H159ZM196 252H197V251H196ZM219 252H220V251H218V253H219ZM119 253H118V254H119ZM140 253H141V252H140ZM145 253H146V252H145ZM145 253H144V254H145ZM166 253H167V252H166ZM188 253H189V252H188ZM200 253H201V252H200ZM207 253H208V252H207ZM218 253H217V254H218ZM98 254H99V253H98V250H97V255H98ZM114 254H113V257L115 258L114 260L117 261V262L115 261V264H116V263H117V264H121V263L123 264V263H126V261H129V263H130V257H128L129 259L124 258V262H122L121 259H123V258L119 257L120 255H118V258H120V261H119V260H117V259H118V258H117V255L115 256ZM128 254H129V252H128ZM131 254H132V253H131ZM147 254H148V253H147ZM149 254H150V252H149ZM158 254H155V257H157V256L160 255V254H159V255H158ZM173 254H174V252H173ZM183 254H184V253H183ZM194 254H195V253H194ZM203 254H204V253H203ZM203 254H201V255H203ZM217 254H216V255H217ZM220 254H221V253H220ZM220 254H219V255H220ZM124 255H125V253H124ZM204 255H205V254H204ZM230 255H231V254H230ZM82 256L84 257V255H82ZM87 256H88L89 258L91 257V256H89V255H86V257H87ZM111 256H112V254H111ZM111 256H110V254H109V257H110V258H111ZM143 256H145V257H143V258H146L147 261L149 260V259H147V258H148L147 255H143ZM170 256H171V255H170ZM194 256H195V255H194ZM196 256H198V255L196 254ZM217 256H218V255H217ZM234 256H235V255H234ZM88 257L86 258V260L88 259ZM134 257H136V256H134V254H132L131 262H132V259H133ZM155 257H154L153 259H155ZM166 257H167V256H166ZM172 257H173V256H172ZM172 257H170L171 260H172ZM205 257H206V256H205ZM227 257H228V256H227ZM110 258H108V261H107L108 264H110V262L113 261V260L111 261ZM116 258H117V259H116ZM196 258H197V257H196ZM215 258H216V257H215ZM222 258H224V257H222ZM84 259H85V258H84ZM100 259H101V257H100ZM103 259H104V258H102L101 260H103ZM125 259H126V261H125ZM136 259H137V258H136ZM101 260L98 259L99 263H100V264H103V261H104V260H103L102 262H100ZM109 260H110V261H109ZM171 260H170V261H171ZM197 260L199 261L200 259H197ZM217 260H219V261L221 262L220 259H217ZM217 260H216V261H217ZM229 260H230V259H229ZM229 260H228V261H229ZM87 261H88V260H87ZM87 261H86V262H87ZM118 261H119V262H118ZM133 261H134V263L136 264L137 261H136V260H133ZM135 261H136V262H135ZM147 261H144L145 263H143V264H146ZM152 261H153L152 259L149 260V263L152 262ZM154 261H155V260H154ZM154 261H153V262H154ZM160 261H161V260H160ZM163 261H164V259H163ZM186 261H187V260H186ZM190 261H191V260H190ZM190 261H189V263H191ZM193 261H194V260H193ZM193 261H192V262H193ZM200 261H202V260H200ZM209 261H210V259H209ZM213 261H214V259H213ZM187 262H188V261H187ZM195 262H196V261H195ZM203 262H204V261H203ZM232 262H233V261H232ZM99 263L97 262V264H99ZM129 263H127V264H129ZM134 263H130V264H134ZM158 263H159V262H158ZM163 263H164V262H163ZM111 264H114V261H113V263H111ZM199 264H200V263H199Z\"/></svg>",
	"mask_w": 264,
	"mask_h": 264
}]
</instances>
